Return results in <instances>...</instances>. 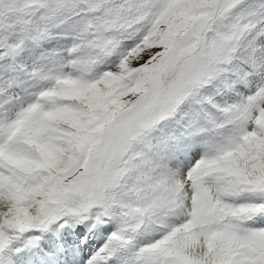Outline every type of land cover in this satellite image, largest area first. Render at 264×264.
I'll list each match as a JSON object with an SVG mask.
<instances>
[{
    "label": "snow or ice",
    "instance_id": "obj_1",
    "mask_svg": "<svg viewBox=\"0 0 264 264\" xmlns=\"http://www.w3.org/2000/svg\"><path fill=\"white\" fill-rule=\"evenodd\" d=\"M0 264H264V0H0Z\"/></svg>",
    "mask_w": 264,
    "mask_h": 264
}]
</instances>
